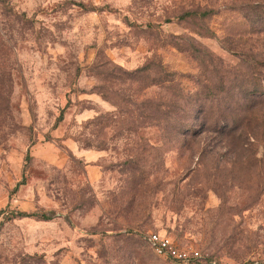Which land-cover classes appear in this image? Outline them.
<instances>
[{
	"label": "rangeland",
	"instance_id": "obj_1",
	"mask_svg": "<svg viewBox=\"0 0 264 264\" xmlns=\"http://www.w3.org/2000/svg\"><path fill=\"white\" fill-rule=\"evenodd\" d=\"M149 232L264 264V0H0V264Z\"/></svg>",
	"mask_w": 264,
	"mask_h": 264
},
{
	"label": "built area",
	"instance_id": "obj_2",
	"mask_svg": "<svg viewBox=\"0 0 264 264\" xmlns=\"http://www.w3.org/2000/svg\"><path fill=\"white\" fill-rule=\"evenodd\" d=\"M144 238L156 257L170 260L175 264H218L214 260L207 259L198 250L180 246L165 234L149 232Z\"/></svg>",
	"mask_w": 264,
	"mask_h": 264
},
{
	"label": "trees",
	"instance_id": "obj_3",
	"mask_svg": "<svg viewBox=\"0 0 264 264\" xmlns=\"http://www.w3.org/2000/svg\"><path fill=\"white\" fill-rule=\"evenodd\" d=\"M18 216L19 217H31V216H34L32 214H28V213H18ZM40 219L41 220H48L49 218L45 215H40Z\"/></svg>",
	"mask_w": 264,
	"mask_h": 264
}]
</instances>
